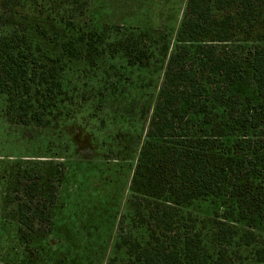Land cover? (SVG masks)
Wrapping results in <instances>:
<instances>
[{
	"label": "trees",
	"instance_id": "16d2710c",
	"mask_svg": "<svg viewBox=\"0 0 264 264\" xmlns=\"http://www.w3.org/2000/svg\"><path fill=\"white\" fill-rule=\"evenodd\" d=\"M186 8L176 46L164 47L163 80L131 178L133 217L147 232L119 234L125 264H237L243 247L253 264H264L257 230L264 226V0H188ZM123 35L116 45L128 65L148 66L157 48L148 56L134 32ZM81 37L64 40L56 56L36 52L16 29L0 36V95L12 122L49 125L63 58L82 57L88 40ZM248 76L253 99L237 92ZM41 178L24 170L15 191L29 193ZM56 200L50 189L34 209L16 202L13 231L29 241L51 221ZM202 202L219 204V214L199 219L191 208ZM13 253L3 261L19 260Z\"/></svg>",
	"mask_w": 264,
	"mask_h": 264
},
{
	"label": "rangeland",
	"instance_id": "374dc122",
	"mask_svg": "<svg viewBox=\"0 0 264 264\" xmlns=\"http://www.w3.org/2000/svg\"><path fill=\"white\" fill-rule=\"evenodd\" d=\"M187 1L0 0V36L16 29L33 39L36 52L56 56L64 40H88L81 58H63L49 125L12 122L0 95V264H125L119 234L144 238L147 227L136 223L130 204L131 178L163 80L164 47L176 46ZM133 32L148 56L157 48L148 66H130L118 52L120 37ZM237 92L255 98L250 76ZM27 169L42 174L37 189L15 191ZM50 189L57 193L51 221L21 239L12 206L21 201L34 209ZM191 209L199 219L220 212L219 204L204 202ZM11 248L19 260L7 263ZM241 253L237 264H253L249 248Z\"/></svg>",
	"mask_w": 264,
	"mask_h": 264
}]
</instances>
